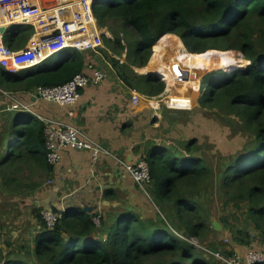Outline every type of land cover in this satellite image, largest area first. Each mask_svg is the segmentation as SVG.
Listing matches in <instances>:
<instances>
[{
	"label": "trees",
	"instance_id": "1",
	"mask_svg": "<svg viewBox=\"0 0 264 264\" xmlns=\"http://www.w3.org/2000/svg\"><path fill=\"white\" fill-rule=\"evenodd\" d=\"M95 14L100 26L114 19L121 22L124 32L130 29L136 36L128 51L121 37L116 36L115 41L104 37L107 45L114 44L116 54L127 52V62L132 67L146 66L161 42L177 39L180 58L185 64L200 67L218 64L210 70L237 68L222 82L210 81L200 103L225 107L255 130V144L243 150L233 164L225 166L223 180L229 199L249 201L251 225L264 239V0H98ZM33 31L31 25H14L5 35V43L22 48ZM230 50L240 51L246 60H237ZM84 53L68 50L62 59L53 61L52 56L16 75L7 74L0 66V89L31 92L39 85L65 84L85 70ZM119 64V59L114 60L124 81L138 90L126 66L119 67ZM150 71L158 75L138 76L143 82L144 94L155 96L164 92L165 79L168 85L173 83L169 90L174 88L176 76L165 66H152ZM11 123L18 130L7 157H4V146L8 131L2 133L0 166L12 169L15 162L33 158L51 173L53 166L47 162L44 122L30 113L16 112ZM196 142L187 141L181 152L159 145L149 149L146 155L153 178L150 186L153 201L173 207L179 221L177 230L189 238L204 236L207 219H202L199 203L186 191L208 185L213 176L208 162L197 156ZM4 181L7 184L6 177ZM110 191H106V197H110ZM159 209L164 213V207ZM40 213L36 216L41 229L36 233L33 253L30 252L31 264H147L153 256L162 259L156 264H223L217 259L216 263L210 262L185 236L170 231L160 222L161 214H158L161 218L148 217L133 209H122L120 213L100 214L97 223V213L72 207L54 227H49ZM250 243V240L242 243V239L240 242L247 246ZM5 245L10 246L9 242ZM0 264L30 263L10 257L0 246Z\"/></svg>",
	"mask_w": 264,
	"mask_h": 264
},
{
	"label": "rangeland",
	"instance_id": "2",
	"mask_svg": "<svg viewBox=\"0 0 264 264\" xmlns=\"http://www.w3.org/2000/svg\"><path fill=\"white\" fill-rule=\"evenodd\" d=\"M98 25L100 26L99 22ZM100 27L104 28L107 32L104 37L107 36L113 41H115L116 36L121 37L123 39L122 44L127 48V51L130 50L129 44L131 42H136L137 38L131 33V30L127 29V31L124 32L121 22L114 19L108 20L105 26ZM115 32L117 33L115 34ZM104 37V47L97 50L86 51L84 53L86 59L88 58L87 54L89 57L90 55L97 56L98 54H102L112 65H114V60H117L116 56L119 57L121 55L120 57L124 59V62H120L119 67L121 65L126 66L125 68H127L132 82L136 84L140 90H143L144 86L139 75L145 73L156 74L155 72L150 71L152 66L163 65L169 72L176 76L174 88L168 90L170 95L165 94L164 97L170 96L166 99H168V101L169 99L171 100V103L168 102L171 108H168L174 115H178V113L183 115L176 121H181L184 127L179 130V135L177 136L170 133V136L167 137V143H164L162 146H172L174 149L175 147H178L179 152H181L183 151V146H180L179 142L195 140L197 141L196 148L198 146L196 152L197 156L206 160L213 171V176L210 178L208 185L206 184L199 189H193L190 187L186 191V193L190 194L199 203L198 205L201 209L200 213L202 219L205 221L207 219L206 233L202 237L195 236L194 238L197 239H194L195 242L193 241L194 243L197 242L195 246H197L201 255L210 262L216 263L215 258L208 250L221 249L225 252H232L235 251L233 250L232 245L239 250L238 245H242L240 244L241 239L242 243H244L245 240H250V244H252L250 245L251 247H260L252 243L260 238H257L259 232L252 227L251 221L248 217L250 207L249 201H235L229 199L225 194L226 187L223 180L225 166L227 164H233L234 159L240 155L243 150L255 144V130L247 127L240 115L226 109L225 107H210L209 105L201 106L200 103V98L203 93L207 91V84L210 81L218 79L219 82H222L230 72L237 68L231 66L229 70L224 67L210 70V68L217 67L218 64L208 63V66L206 67L185 64L180 58L181 52H179L177 47V39H171L161 42L160 48L155 51V53L153 52L148 64L144 67L136 68V74V71L134 72L132 66L127 62V52L120 53V55L116 54V47L114 49V44H111V46L107 45ZM230 51H232L233 56L237 58V60H246L240 51ZM107 52L111 53L107 54ZM157 52H162L161 56H158ZM63 56L64 52H61L54 56L52 60L56 61L58 58H63ZM102 63L103 61L101 64ZM103 68H105V66H103ZM22 72L23 71H20L19 74ZM165 82H167L166 79ZM172 87L173 83L169 84V88L171 89ZM166 91L167 85L164 92ZM6 103L3 93L0 91V148L1 144H3V141L1 140L2 133L6 130L8 131L6 145L4 146V157L8 156V148L14 139L15 131L18 130V128L16 129L11 123L16 112L6 111ZM183 106L188 108H181ZM161 112L163 113L162 110ZM161 112L160 109L157 111L158 114H161ZM174 149H172V151H174ZM22 161L23 160L15 162L12 169L0 166V178L3 180L2 184H0V246H2L4 252L7 255L9 254L10 257L14 256L16 258H23L31 264L33 257L30 252L33 250L34 240L26 237V235H32V230L35 229V224L38 223V217L37 220L31 217L32 211L34 210V202L39 201L36 197L40 191H45L47 189L48 192L53 186H50L47 183L51 175H49L46 168L42 166H40V168L37 165H31V167L26 166V164H22ZM16 174L20 176V181H18L19 183L17 185L18 188L21 189L20 197L22 199L30 195L33 197L26 201L28 208H31V210L23 208L22 211H20V214H22H18V216L13 212L8 213L5 211V208L10 201L2 191V189H6L4 178H7L8 176L15 178L14 176ZM12 184H14V182ZM15 189H17L16 186ZM183 192H185V189ZM29 193L30 195H28ZM142 194L145 205H135V209L133 210L140 214H145L148 217L161 218V216L158 215L161 214L162 220L160 222L170 231L178 233L177 235H182L177 230L179 221L175 216L173 207L166 204L157 205V202H154L152 197L148 196L145 192ZM49 200L50 199L46 197V199H41L40 201L42 205L44 204L45 207H48L53 203ZM44 206L40 208L38 207V209L34 210L35 217L43 210ZM159 207L165 208L164 213L160 211ZM214 221L219 224L218 228L213 226ZM39 226L41 227V225ZM184 236L189 239L186 233ZM262 240L264 241L263 238ZM5 242L6 244L8 242L9 244L11 243L9 248L5 245ZM252 249L262 250V248ZM161 260V258L153 256V258L149 259L147 264H156Z\"/></svg>",
	"mask_w": 264,
	"mask_h": 264
},
{
	"label": "crops",
	"instance_id": "3",
	"mask_svg": "<svg viewBox=\"0 0 264 264\" xmlns=\"http://www.w3.org/2000/svg\"><path fill=\"white\" fill-rule=\"evenodd\" d=\"M109 53L111 52H107ZM87 56L85 71L91 73L93 69L105 66L103 69L107 77L102 83L91 84L85 88L75 105L60 106L55 102L37 98L32 91L10 92L19 100L30 103L34 112L83 129L90 136L102 142L116 157L115 159L112 156H105L98 162H93L88 151L65 148L61 161L49 173L51 177L48 181L53 180L54 182L49 184L47 181V183L53 187L48 192L46 189L38 193L36 198L39 201L34 202V210L44 206L40 200L46 197L53 203L48 207L44 206L43 210L55 206L61 212L63 209L77 207L97 213V217L100 214H113L117 211L120 213L122 209H135V205L144 206L142 194L144 191L126 172L122 162H134L146 157L149 149L167 143L170 133L177 136L179 130L184 127L181 121H176L183 115L180 113L174 115L169 110L171 106L168 102L171 103V100L166 99L168 96L146 95L135 85L140 92V98L137 103H134L132 101L134 88L132 89L124 81L119 72L120 68L112 65L102 54L90 55V57L87 54ZM59 59L62 58L57 60ZM132 68L137 72L136 66ZM166 85V94L170 95L167 82ZM3 97L7 105L9 98L5 94ZM159 109L163 113L158 114ZM186 142H179V144L184 146ZM167 148L174 149L172 146ZM174 151L179 152L178 147H175ZM22 164L30 167L31 165L42 166L33 158L23 160ZM14 177H7L6 189L2 191L10 201L5 211L13 212L18 216L23 208L31 210L26 201L33 197L30 193L28 194L30 196L27 195L28 197L24 199L20 197L21 189L17 186L20 176L16 174ZM2 181L0 178V184ZM107 190H111L110 197L105 195ZM34 210L31 217L37 220ZM39 225L38 221L35 229L32 230L33 234H27L26 237L34 240L36 232L41 229ZM257 238L260 239L252 243L260 247H251L252 244H250L249 246L238 245L239 250L233 245L232 248L242 254H246L252 248H262L264 251V241L260 233Z\"/></svg>",
	"mask_w": 264,
	"mask_h": 264
},
{
	"label": "built area",
	"instance_id": "4",
	"mask_svg": "<svg viewBox=\"0 0 264 264\" xmlns=\"http://www.w3.org/2000/svg\"><path fill=\"white\" fill-rule=\"evenodd\" d=\"M98 0H0V28L8 30L14 25H31L33 34L26 46L12 48L5 43L6 33L0 31V66L7 74L16 75L30 67L43 63L48 58L68 50L81 52L97 50L103 45V37L107 33L98 25L95 5ZM121 63L122 57L116 56ZM107 77L103 68H95L91 73L82 71L70 81L57 86H36L32 91L37 98L55 102L60 106L75 105L81 98L82 91L89 85L100 84ZM167 81V80H166ZM168 83V82H167ZM0 91L9 98L5 107L10 112H27L45 124V147L47 162L55 167L62 158L65 148L86 150L93 162L102 157H115L104 144L83 129L66 122L42 116L33 111L32 105L19 100L13 93ZM132 101L137 103L140 92L133 89ZM166 92L160 94L165 96ZM116 159V157H115ZM122 162L121 160H118ZM126 172L152 197L149 189L153 182L151 167L146 157L137 161L122 162ZM52 184L54 181H48ZM153 199V198H152ZM50 208L42 211L43 220L49 227H54L62 214ZM100 218L95 221L99 223ZM184 237V236H183ZM185 238V237H184ZM187 239V238H185ZM194 237L188 240L194 245ZM194 241V242H193ZM229 241V240H226ZM212 256L223 264H256L264 262V251L252 249L246 254L239 251L208 250Z\"/></svg>",
	"mask_w": 264,
	"mask_h": 264
},
{
	"label": "water",
	"instance_id": "5",
	"mask_svg": "<svg viewBox=\"0 0 264 264\" xmlns=\"http://www.w3.org/2000/svg\"><path fill=\"white\" fill-rule=\"evenodd\" d=\"M0 31H1L2 33H6V32H8V29H7L5 26H2V27L0 28ZM50 209H51L53 212H55V213L60 212L55 206H51ZM87 211L90 212L89 210H87ZM213 226H214L215 228H218V227H219V224H218L217 222H215V223L213 224Z\"/></svg>",
	"mask_w": 264,
	"mask_h": 264
}]
</instances>
